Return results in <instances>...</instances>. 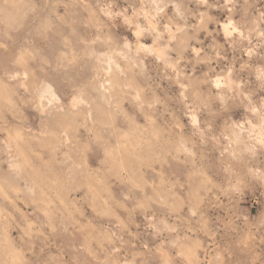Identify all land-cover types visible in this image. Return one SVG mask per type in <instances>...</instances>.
Segmentation results:
<instances>
[{
    "label": "rangeland",
    "instance_id": "obj_1",
    "mask_svg": "<svg viewBox=\"0 0 264 264\" xmlns=\"http://www.w3.org/2000/svg\"><path fill=\"white\" fill-rule=\"evenodd\" d=\"M0 264H264V0H0Z\"/></svg>",
    "mask_w": 264,
    "mask_h": 264
}]
</instances>
